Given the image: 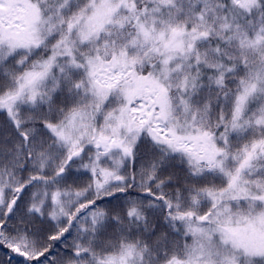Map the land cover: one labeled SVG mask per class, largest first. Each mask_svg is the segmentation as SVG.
<instances>
[{"label":"snow or ice","instance_id":"obj_1","mask_svg":"<svg viewBox=\"0 0 264 264\" xmlns=\"http://www.w3.org/2000/svg\"><path fill=\"white\" fill-rule=\"evenodd\" d=\"M0 250L264 264V0H0Z\"/></svg>","mask_w":264,"mask_h":264},{"label":"trees","instance_id":"obj_2","mask_svg":"<svg viewBox=\"0 0 264 264\" xmlns=\"http://www.w3.org/2000/svg\"><path fill=\"white\" fill-rule=\"evenodd\" d=\"M4 255V252L3 250H0V256H3ZM20 258H17V260H19Z\"/></svg>","mask_w":264,"mask_h":264}]
</instances>
